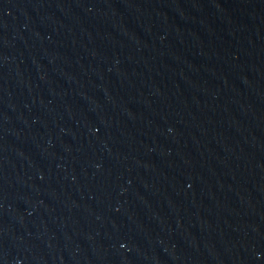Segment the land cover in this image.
I'll use <instances>...</instances> for the list:
<instances>
[{"label":"water","instance_id":"obj_1","mask_svg":"<svg viewBox=\"0 0 264 264\" xmlns=\"http://www.w3.org/2000/svg\"><path fill=\"white\" fill-rule=\"evenodd\" d=\"M0 264H264V0H0Z\"/></svg>","mask_w":264,"mask_h":264}]
</instances>
